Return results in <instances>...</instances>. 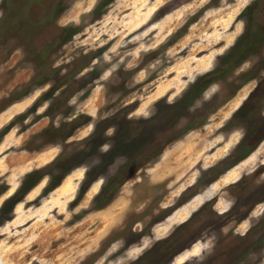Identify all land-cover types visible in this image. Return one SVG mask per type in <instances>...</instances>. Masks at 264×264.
I'll use <instances>...</instances> for the list:
<instances>
[{
  "label": "rangeland",
  "instance_id": "1",
  "mask_svg": "<svg viewBox=\"0 0 264 264\" xmlns=\"http://www.w3.org/2000/svg\"><path fill=\"white\" fill-rule=\"evenodd\" d=\"M0 264H264V0H0Z\"/></svg>",
  "mask_w": 264,
  "mask_h": 264
},
{
  "label": "trees",
  "instance_id": "2",
  "mask_svg": "<svg viewBox=\"0 0 264 264\" xmlns=\"http://www.w3.org/2000/svg\"><path fill=\"white\" fill-rule=\"evenodd\" d=\"M255 37H257V34H254V35H253V38H255ZM250 45H251V44L248 43L247 48L250 47ZM242 49H243V48L239 49L240 51L237 50V52H241ZM237 52H236V53H237ZM231 57H233V55H231ZM223 70H224V67H221L217 72H218V73H219V72L221 73Z\"/></svg>",
  "mask_w": 264,
  "mask_h": 264
}]
</instances>
